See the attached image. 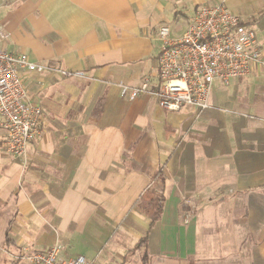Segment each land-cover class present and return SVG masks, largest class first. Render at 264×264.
I'll use <instances>...</instances> for the list:
<instances>
[{"label":"crops","instance_id":"crops-1","mask_svg":"<svg viewBox=\"0 0 264 264\" xmlns=\"http://www.w3.org/2000/svg\"><path fill=\"white\" fill-rule=\"evenodd\" d=\"M215 1L245 23L264 16V0H0V48L47 67L25 76L42 132L24 159L0 127V264L55 243L93 264L144 251L148 264H264V28L251 25L261 61L216 83L203 111L152 94L158 28L179 35ZM143 80L147 92L121 94Z\"/></svg>","mask_w":264,"mask_h":264},{"label":"built area","instance_id":"built-area-1","mask_svg":"<svg viewBox=\"0 0 264 264\" xmlns=\"http://www.w3.org/2000/svg\"><path fill=\"white\" fill-rule=\"evenodd\" d=\"M161 41L157 55V88L152 93L158 104L170 111L187 107L200 112L209 107L213 86L229 85L244 79L261 61V44L254 28L243 22L223 2L200 4L184 31L173 35L163 24L157 30ZM46 66L33 61L25 52H8L0 48V127L3 146L15 159H24L27 144L40 138L42 107L32 99L25 76L44 72ZM62 75L83 72L58 70ZM147 80L136 88L121 86V94L134 98L149 90ZM62 245H54L26 255L30 264H93L83 255L62 257Z\"/></svg>","mask_w":264,"mask_h":264},{"label":"trees","instance_id":"trees-1","mask_svg":"<svg viewBox=\"0 0 264 264\" xmlns=\"http://www.w3.org/2000/svg\"><path fill=\"white\" fill-rule=\"evenodd\" d=\"M248 25H252V24H257L259 27L264 28V16L260 15L257 18H254L248 22H246ZM259 190L264 192V185L259 187ZM162 203H163V197L162 195H158L156 197V206H155V210L153 212V216L154 218H152V222H154L155 218H157L159 216V213L161 211V207H162ZM6 242L9 239L7 234H6ZM141 264H148L147 262V254L144 251L143 256H142V262Z\"/></svg>","mask_w":264,"mask_h":264},{"label":"rangeland","instance_id":"rangeland-1","mask_svg":"<svg viewBox=\"0 0 264 264\" xmlns=\"http://www.w3.org/2000/svg\"><path fill=\"white\" fill-rule=\"evenodd\" d=\"M214 3H218V1H215L213 3H210V4H214ZM204 4H208L207 2H204ZM241 18V17H240Z\"/></svg>","mask_w":264,"mask_h":264}]
</instances>
